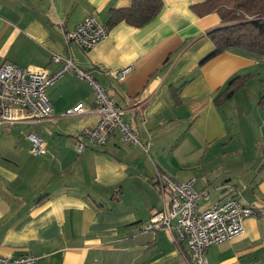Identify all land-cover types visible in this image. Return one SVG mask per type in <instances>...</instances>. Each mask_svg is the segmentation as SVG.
Listing matches in <instances>:
<instances>
[{"label":"crops","instance_id":"1","mask_svg":"<svg viewBox=\"0 0 264 264\" xmlns=\"http://www.w3.org/2000/svg\"><path fill=\"white\" fill-rule=\"evenodd\" d=\"M132 1L0 0V66L55 73L52 55L70 58L150 143L145 153L115 134L78 154L76 137L98 117L64 116L78 104L94 107L89 85L64 73L47 90L48 118L0 124V254L30 253L33 264H190L185 242L144 229L162 208L150 182L158 171L178 183L194 179L198 210L231 198L254 206L260 215L245 220L243 233L206 255L208 264H264V90L256 92L264 87V56L228 49L201 64L214 49L208 33L221 26L218 14L193 10L204 0H161L149 23L119 22L89 51L66 42L86 17L106 26L110 11ZM124 68L121 81L109 75ZM243 77V88L217 99ZM28 133L43 141L41 155L31 153Z\"/></svg>","mask_w":264,"mask_h":264},{"label":"built area","instance_id":"2","mask_svg":"<svg viewBox=\"0 0 264 264\" xmlns=\"http://www.w3.org/2000/svg\"><path fill=\"white\" fill-rule=\"evenodd\" d=\"M107 27L93 15L86 17L71 31L66 33V42H75L84 51L93 49L108 37ZM52 61L60 65L55 73L44 69L21 68L5 62L0 66V124L14 125L21 121L39 123L51 115L52 106L47 90L64 73H73L92 89L94 107L88 111L82 104L67 110L64 116L79 113H93L98 117L94 128H85L76 137L75 151L82 153L87 145L104 147L115 134L122 143L140 146L145 153L149 142L140 141L138 131L125 119V110L114 103L106 89L90 73L79 69L70 58L52 55ZM130 68L111 71L109 75L123 80ZM31 153L41 155L44 143L34 133H28ZM150 182L157 187L162 197V208L155 212L145 224L146 230L166 229L176 242H185L190 264H208L207 249L214 244L230 241L241 235L248 218L260 215L254 206L243 204L231 198L212 206L198 210L201 193L194 188V179L178 183L166 174L156 171ZM37 257L30 253L16 257L0 254V264H33Z\"/></svg>","mask_w":264,"mask_h":264},{"label":"trees","instance_id":"3","mask_svg":"<svg viewBox=\"0 0 264 264\" xmlns=\"http://www.w3.org/2000/svg\"><path fill=\"white\" fill-rule=\"evenodd\" d=\"M160 1L133 0L128 8L112 10L106 27L110 29L119 22L142 27L160 13L163 7ZM198 7L202 8L199 13ZM192 8L199 16L216 13L221 19V26L208 33L214 49L201 64L228 49L264 56V0H204L201 6ZM244 84L245 77L230 81L217 99L227 100ZM260 104L264 111V97Z\"/></svg>","mask_w":264,"mask_h":264},{"label":"rangeland","instance_id":"4","mask_svg":"<svg viewBox=\"0 0 264 264\" xmlns=\"http://www.w3.org/2000/svg\"><path fill=\"white\" fill-rule=\"evenodd\" d=\"M264 90V87H260V90L258 91L257 89H256V92H257V94H259V93H261V91H263ZM254 91V90H253ZM228 120H230L229 118H228Z\"/></svg>","mask_w":264,"mask_h":264}]
</instances>
